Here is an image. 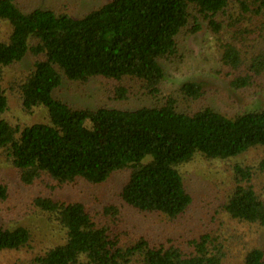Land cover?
Masks as SVG:
<instances>
[{"label":"trees","instance_id":"obj_1","mask_svg":"<svg viewBox=\"0 0 264 264\" xmlns=\"http://www.w3.org/2000/svg\"><path fill=\"white\" fill-rule=\"evenodd\" d=\"M28 1L0 0V157L24 186L51 191L36 196L31 209L19 207L0 178V252L18 251L31 239L26 226L6 219L38 213L60 227L64 240L29 264H226L219 238L201 234L161 243L150 233L130 235L119 206L108 204L95 215L84 203L55 200L53 193L78 180L102 184L116 174L124 179L122 206L175 220L192 204L184 165L196 156L226 161L264 149V107L234 116L209 105L185 111L173 95L161 94L164 64L179 62L181 37L203 27L222 49L230 86L262 91L264 0H107L78 17ZM27 57L28 71L6 79L5 72ZM88 58L104 68L87 70ZM96 77L106 81L111 103L76 106L59 96L64 83L83 88ZM176 90L184 101L204 93L194 82ZM8 94L27 114L43 108L46 121L8 119ZM133 97L152 103L135 106ZM232 171L234 186L221 211L264 228V189L254 183V167L240 163ZM242 264H264V247L244 250Z\"/></svg>","mask_w":264,"mask_h":264},{"label":"rangeland","instance_id":"obj_2","mask_svg":"<svg viewBox=\"0 0 264 264\" xmlns=\"http://www.w3.org/2000/svg\"><path fill=\"white\" fill-rule=\"evenodd\" d=\"M28 1V0H27ZM107 0H29L31 7L52 6L60 7L72 16H82ZM179 62L164 64L165 79L161 86L162 96L173 95L181 110H197L209 105L222 113L234 116L242 111L260 109L264 107V89L237 90L230 86L227 78V69L220 61L222 49L219 43L212 38L205 27L194 35L182 36ZM32 65L27 57L17 66L5 72L6 79L14 73L28 71ZM84 66L87 70H100L104 65L88 58ZM187 82L200 85L203 97L198 101H184L176 90ZM107 83L96 77L83 88L66 82L62 86L59 96L76 106L97 107L111 102L107 99ZM9 96V111L6 117L12 121L24 124H34L46 121L45 110L35 109L31 114L22 111L19 101L13 95ZM161 97L159 98V101ZM133 105L139 106L152 103L143 97L132 98ZM97 131L102 140L106 139L104 131L98 127ZM0 157V178L9 186L10 202L19 207H33L36 196L50 194L45 185L35 184L24 186L19 180L15 169ZM243 163L253 166L257 176L254 183L264 189V149H253L236 158L226 161L209 160L196 156L191 162L181 168L186 189L192 196L189 210L175 220H168L158 214L138 213L122 206L119 193L123 177L112 175L106 182L90 185L82 180L65 188L55 190L53 198L66 203L82 202L95 215L103 212V207L114 204L120 207L121 217L126 223L130 235L150 233L156 242L164 243L168 239L175 242L187 238L207 234L219 238L225 245L227 255L226 264H242L244 250L251 247H264V228L238 223L228 218L221 205L225 202L231 188L234 186V166ZM264 192V190H260ZM9 207H11L9 205ZM20 209V208H19ZM5 218L8 214H1ZM9 218V217H8ZM12 218V217H11ZM18 223L30 230L31 239L25 248L18 251H1L0 264H29L31 257L44 251L46 248L63 242V231L52 224L46 217L38 213H31L25 217L13 220L6 219L7 225ZM132 232V233H131Z\"/></svg>","mask_w":264,"mask_h":264}]
</instances>
